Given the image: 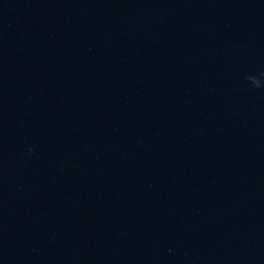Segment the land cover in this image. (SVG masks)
I'll return each mask as SVG.
<instances>
[{"label": "water", "instance_id": "obj_1", "mask_svg": "<svg viewBox=\"0 0 264 264\" xmlns=\"http://www.w3.org/2000/svg\"><path fill=\"white\" fill-rule=\"evenodd\" d=\"M0 264H264V0H0Z\"/></svg>", "mask_w": 264, "mask_h": 264}, {"label": "clouds", "instance_id": "obj_2", "mask_svg": "<svg viewBox=\"0 0 264 264\" xmlns=\"http://www.w3.org/2000/svg\"><path fill=\"white\" fill-rule=\"evenodd\" d=\"M33 150H34L33 148L29 147V149H28L29 154H31L33 152Z\"/></svg>", "mask_w": 264, "mask_h": 264}]
</instances>
